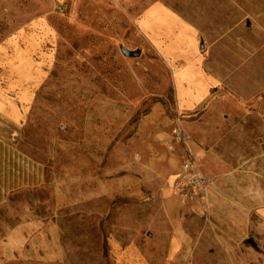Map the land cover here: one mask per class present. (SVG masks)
Listing matches in <instances>:
<instances>
[{
	"label": "rangeland",
	"instance_id": "obj_1",
	"mask_svg": "<svg viewBox=\"0 0 264 264\" xmlns=\"http://www.w3.org/2000/svg\"><path fill=\"white\" fill-rule=\"evenodd\" d=\"M0 264H264V0H0Z\"/></svg>",
	"mask_w": 264,
	"mask_h": 264
},
{
	"label": "built area",
	"instance_id": "obj_2",
	"mask_svg": "<svg viewBox=\"0 0 264 264\" xmlns=\"http://www.w3.org/2000/svg\"><path fill=\"white\" fill-rule=\"evenodd\" d=\"M209 189L206 175L191 160H183L171 182L172 192L182 199L205 201Z\"/></svg>",
	"mask_w": 264,
	"mask_h": 264
},
{
	"label": "crops",
	"instance_id": "obj_3",
	"mask_svg": "<svg viewBox=\"0 0 264 264\" xmlns=\"http://www.w3.org/2000/svg\"><path fill=\"white\" fill-rule=\"evenodd\" d=\"M172 26L176 28L179 33H183V26L179 23L178 19L168 11L161 4H155L144 15L142 19V27L146 34H149L156 43H160L162 36L170 35L174 30ZM181 29V32L179 29ZM192 37V32L188 29V39ZM196 96V92L188 85V98ZM160 176H164V171L159 173Z\"/></svg>",
	"mask_w": 264,
	"mask_h": 264
},
{
	"label": "water",
	"instance_id": "obj_4",
	"mask_svg": "<svg viewBox=\"0 0 264 264\" xmlns=\"http://www.w3.org/2000/svg\"><path fill=\"white\" fill-rule=\"evenodd\" d=\"M123 53L125 55L135 57V56H138L140 52L139 51H130V50H127V49H123Z\"/></svg>",
	"mask_w": 264,
	"mask_h": 264
}]
</instances>
